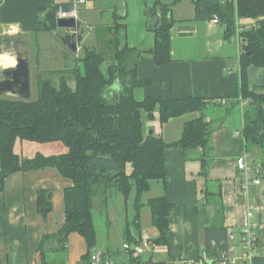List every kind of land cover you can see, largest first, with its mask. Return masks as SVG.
Masks as SVG:
<instances>
[{"label":"trees","instance_id":"obj_1","mask_svg":"<svg viewBox=\"0 0 264 264\" xmlns=\"http://www.w3.org/2000/svg\"><path fill=\"white\" fill-rule=\"evenodd\" d=\"M196 20L217 17L226 27V36L234 34V8L231 2L217 0H192ZM222 3V4H221ZM72 11L70 3H61L51 9L39 11L42 30L56 31L58 9ZM115 48L113 63L102 69L103 57L93 48L82 47L77 66L72 73L75 87L61 77L58 85L51 81L37 80L38 98L22 101L0 97V192L11 175L45 169H54L72 186L64 191L65 222L53 235L44 236L38 245L40 264H45L46 252H64L70 234L79 235L86 243L83 264H90V256L97 245L93 223L95 199L99 196L121 195L126 202L134 193L132 224L139 229L141 196L150 190L152 183L167 189L164 152L168 148L201 150L195 160L201 164L204 178L203 202L199 207V229L203 235V253L215 257L227 248V230L224 227L225 208L221 200V186L210 189L208 168L213 162L210 123L202 112L206 101L196 96L182 100L145 98L137 101L133 96L136 87L147 85L137 79L138 61L147 53L156 66L173 61L171 31L174 21L170 5L154 2L144 7L146 29L154 35L148 51L128 48L125 41V15L112 8ZM241 40L240 87L232 106L245 101L242 137L248 152L260 151L264 161V94L250 91L247 70L249 67L264 69V21L254 28L239 33ZM68 40V38L66 37ZM7 41L8 39H3ZM117 85L118 89L112 90ZM158 114L160 124L192 113L200 117L184 124L179 141L166 143L152 134H145L142 116L153 120ZM48 144L60 142L67 151L63 154L22 158L14 152L15 143ZM186 160L189 158L186 156ZM131 173L127 174V166ZM215 208V215H207L208 207ZM151 224L157 230L152 245L168 246V219L173 210L165 196L148 200ZM38 213L46 218L51 211L50 193H37ZM123 237L128 244H137L126 226ZM105 255V253H103ZM125 264H168L143 260L126 253Z\"/></svg>","mask_w":264,"mask_h":264},{"label":"crops","instance_id":"obj_2","mask_svg":"<svg viewBox=\"0 0 264 264\" xmlns=\"http://www.w3.org/2000/svg\"><path fill=\"white\" fill-rule=\"evenodd\" d=\"M103 1H95L85 6V11L91 13L94 20L105 14H109L112 19L113 7L120 15H125L126 44L128 48L138 51H148L154 42V35L146 29L144 7H150L156 1L170 5L171 18L174 21L171 31L173 61L158 67L144 53L138 61L137 79L147 85L136 87L133 96L137 101L145 98L182 100L192 96L206 101L202 116L211 126L213 156L207 175L209 188L214 189L216 183H220L221 200L225 208V229L239 233L244 226H251L257 239L256 257L252 264H264V185L246 184L242 173L236 167L237 159L244 154H248L256 164H264V161L257 148L248 152L244 138L234 136L236 132L242 134L245 104L232 106L240 87L239 33L254 28L257 22L264 21V0L231 1L234 8V34L230 37L226 36V27L221 22L213 23L216 16L207 20H196L192 0H131L130 7L127 2L119 5L116 0ZM61 3L72 5L70 0H0V40H24L21 37L31 36L38 49H41L37 41L39 36L48 34L50 38H55L57 29L52 33L44 32L38 20L39 11L51 9ZM72 10L76 11L77 20L82 24L83 43L88 35V22L80 19L78 6L72 5ZM112 26L113 20L107 25L108 41L113 46ZM25 41L26 46H29L30 41ZM82 43L78 51L82 49ZM38 62L41 66V59ZM247 76L250 91L264 94V69L249 67ZM117 89L118 86L115 85L112 90ZM223 100L226 101L225 105L219 103ZM200 115H184L162 125L155 113L153 120H148L143 115L142 121L146 135L152 134L166 143H174L180 140L184 124ZM66 151L60 142L35 144L17 141L14 147L16 154L28 159L37 153L50 156ZM200 154V149L189 150L186 154L176 147L165 150L167 189L164 190L160 183L151 184L150 190L142 195H149L148 199L142 202L141 196L143 207L140 212V226L139 229L134 227L138 234L130 232L131 236L137 238V243L148 241L151 244V252L145 257L140 256L141 259L151 258L168 264H199L202 260L203 235L198 224V209L203 202L205 184L201 176V164L195 160ZM255 154L260 156L257 161L253 158ZM186 156L189 160H186ZM130 173L131 167L128 165L127 174ZM71 186V181L62 178L54 169L17 173L6 179L4 189L0 192V264H40L39 242L44 236L57 233L64 225V191ZM153 188L154 194L150 195ZM39 191L50 193L51 211L46 218L37 210ZM161 196H165L173 207L168 219V246L152 245L151 241L157 238L158 232L151 224L148 207L149 221H146V225L143 224L142 210L146 208L148 200ZM130 199L133 209L134 193L126 202L123 199V202L127 203ZM249 206L254 210L252 217L247 219ZM98 207L96 203L94 208ZM132 213L131 222L134 209ZM207 215L210 218L215 215L213 206L207 208ZM123 244L125 243L118 248L113 244L105 245L102 246L104 249L96 245L92 253L101 251L113 262L125 264L129 258L121 251ZM86 251L85 241L77 234H70L66 251L46 252L44 262L83 264L82 257Z\"/></svg>","mask_w":264,"mask_h":264},{"label":"rangeland","instance_id":"obj_3","mask_svg":"<svg viewBox=\"0 0 264 264\" xmlns=\"http://www.w3.org/2000/svg\"><path fill=\"white\" fill-rule=\"evenodd\" d=\"M95 1L104 2L103 0H87L86 5L78 6V15L80 19L88 22V30L86 37L82 43V47L93 48L98 54L104 59L102 69H105L109 64L113 63L114 47L109 44V32L107 25L111 22V16L105 14L99 16L97 19H93L91 13L85 11V6L94 3ZM127 2L129 7L132 3L131 0H116V4H125ZM105 3L103 4V6ZM109 5V4H106ZM91 16V17H90ZM94 20V21H93ZM64 30L57 29L55 38H50L48 34H42L38 40L41 49H38V45L33 42V37H21L24 40H29V46L21 48L22 51L27 53L28 63L30 68L31 86H30V100L34 101L38 98L39 89L37 87V80L46 79L51 81L52 84L58 85L61 77L67 79L68 85L71 89L75 87L74 76L72 75L75 69H79L77 66V58L81 56L82 49L76 53L71 54L62 43L58 40V36H63ZM9 41V40H8ZM11 41V40H10ZM36 41V42H37ZM0 40V45L3 44ZM3 51H0V55H4ZM11 58L13 54H8ZM41 59V66L38 60ZM42 67V70L40 71ZM1 70V68H0ZM13 98V97H9ZM15 99V98H14ZM253 158L257 161L260 159L258 154H255ZM155 188L152 193L154 194ZM149 195L142 196V202L148 199ZM98 204V208L93 210V223L98 239V248L104 249L105 245L113 244L114 247H120L122 243H126L123 237V232L128 225L129 231L138 234L137 230L131 222L132 211V200L130 199L127 203L123 202L121 195H107L106 198L101 196L95 199V204ZM143 213V224L146 225V221H149V211L147 207L142 210ZM129 222V223H128ZM102 246H104L102 248ZM123 252V248L121 247ZM149 252V250H147ZM148 252H144L141 257H145Z\"/></svg>","mask_w":264,"mask_h":264},{"label":"built area","instance_id":"obj_4","mask_svg":"<svg viewBox=\"0 0 264 264\" xmlns=\"http://www.w3.org/2000/svg\"><path fill=\"white\" fill-rule=\"evenodd\" d=\"M87 0H70L74 7L83 5ZM218 2H231L232 0H217ZM58 19L75 18L77 20L76 11L64 12L61 8L57 12ZM213 23L217 24V18ZM222 105L226 104V101L219 102ZM240 103H245L241 100ZM235 137H242L241 133H234ZM237 169L242 173L246 184L264 185V164L254 163L253 159L244 154L236 161ZM253 207L249 206L246 212L247 219L252 217ZM227 243L228 246L225 250L220 251L215 257H209L206 254L203 255L199 264H252L256 257L257 251V239L252 232L251 226L246 225L239 233H234L232 230H227ZM123 251L125 253L132 252L135 257H140L144 252H151V244L148 241H141L137 244H123ZM90 264H117L105 257L103 252L95 251L90 256Z\"/></svg>","mask_w":264,"mask_h":264},{"label":"water","instance_id":"obj_5","mask_svg":"<svg viewBox=\"0 0 264 264\" xmlns=\"http://www.w3.org/2000/svg\"><path fill=\"white\" fill-rule=\"evenodd\" d=\"M57 29L64 30L65 35L58 36V40L71 54H76L82 43V24L75 18L57 19ZM70 35V41L66 39ZM25 40L7 41L0 45V51L6 54H13L15 66L0 70V97H13L22 101H29L30 94V68L27 53L21 48L25 47Z\"/></svg>","mask_w":264,"mask_h":264},{"label":"bare ground","instance_id":"obj_6","mask_svg":"<svg viewBox=\"0 0 264 264\" xmlns=\"http://www.w3.org/2000/svg\"><path fill=\"white\" fill-rule=\"evenodd\" d=\"M15 66V60L8 54L0 55V68L7 69Z\"/></svg>","mask_w":264,"mask_h":264},{"label":"flooded vegetation","instance_id":"obj_7","mask_svg":"<svg viewBox=\"0 0 264 264\" xmlns=\"http://www.w3.org/2000/svg\"><path fill=\"white\" fill-rule=\"evenodd\" d=\"M66 37L68 38V41H70V35H69V34H66ZM16 40H19V39H16ZM12 41H14V40H11V42H12ZM5 42H7V41H5ZM5 42H3V44H4ZM3 44H2V46H3Z\"/></svg>","mask_w":264,"mask_h":264}]
</instances>
